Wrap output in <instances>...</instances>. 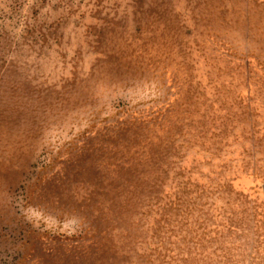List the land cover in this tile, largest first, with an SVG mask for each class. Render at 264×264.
I'll return each mask as SVG.
<instances>
[{"label": "rangeland", "instance_id": "374dc122", "mask_svg": "<svg viewBox=\"0 0 264 264\" xmlns=\"http://www.w3.org/2000/svg\"><path fill=\"white\" fill-rule=\"evenodd\" d=\"M0 264H264V0H0Z\"/></svg>", "mask_w": 264, "mask_h": 264}]
</instances>
